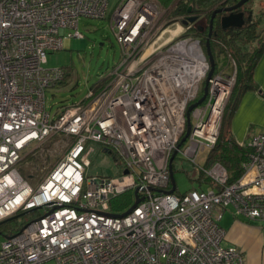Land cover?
Wrapping results in <instances>:
<instances>
[{
	"label": "built area",
	"instance_id": "built-area-1",
	"mask_svg": "<svg viewBox=\"0 0 264 264\" xmlns=\"http://www.w3.org/2000/svg\"><path fill=\"white\" fill-rule=\"evenodd\" d=\"M155 2L119 1L111 29L120 62L86 100L51 115L46 91L62 80L63 70L43 66L47 53L62 49V29L81 36V18H105L108 0H0V225L41 212L5 237L0 264H244L239 249L223 244L219 221L229 206L236 216L264 221V132L248 144L236 179L220 163H206L198 172L207 190L177 193L175 186L170 192L173 152L186 144L182 154L198 166V153L218 140L233 85L214 69L181 144L187 108L202 96L203 87L197 93L210 64L194 34L150 50L176 18ZM194 46L205 63L201 73L191 70L198 68ZM57 134L69 137L68 149L32 186L17 168L22 152ZM96 143L121 160L120 178L87 174ZM136 189L141 200L131 212L111 210L126 192L132 205Z\"/></svg>",
	"mask_w": 264,
	"mask_h": 264
},
{
	"label": "rangeland",
	"instance_id": "rangeland-1",
	"mask_svg": "<svg viewBox=\"0 0 264 264\" xmlns=\"http://www.w3.org/2000/svg\"><path fill=\"white\" fill-rule=\"evenodd\" d=\"M154 2L156 4L158 3L162 9L166 8L171 11L172 15L175 6H163L157 0H154ZM118 3L119 0H108L107 13L103 19L81 18L78 24V31L81 33V36H67L72 31L62 29L61 34L64 36L62 49L47 53V61L43 66L45 68H62V80L67 76L62 85L52 87L46 91V110L51 115H54L61 107L70 106L71 104L86 100L89 90L102 78L106 77L120 62V48L111 29V17ZM247 5L251 10L249 12L251 19L256 23L255 34L253 35V40L255 39L256 41H254L253 46L249 49L251 52L259 43L257 35L261 36L264 32V0H249ZM179 24V21L170 20L164 31L154 41L152 47L158 48L168 44L166 46L167 48L175 40L182 39L181 36L184 34V28L180 33H176ZM191 38L194 39L193 37ZM229 56L224 51L215 50L214 61L218 74L230 79L233 88L238 82V70L236 69V64ZM66 73H69V75ZM202 85L200 84L197 97L201 94ZM229 97L227 100L225 99V105ZM235 98L236 96L234 94L227 109L223 105L224 121L222 134L225 138L229 137V117ZM69 140L68 136L57 134L51 136L39 145L37 143L31 144L30 147H27L22 152L23 158L17 166L21 175L32 186H37L55 163L64 156L70 143ZM92 147L95 149V152L90 156L91 165L88 168L87 174L89 176L120 178L123 173L121 160L105 152L100 144H92ZM185 147L186 144L180 147V151H178L173 161V177L176 192L185 193L192 189L207 190L209 186L205 183L197 182L196 177L199 174V167H206V158L209 150L206 149L198 153L196 159L197 166L182 154ZM28 174L31 175L29 179L25 177ZM131 193L129 192L127 196L122 195L116 198L113 201V208L111 210L114 212H125L128 210L132 203ZM127 197L128 201L126 202ZM39 214L41 212H29L2 223L0 225V248L6 236L16 233L28 221L37 219ZM233 214V209L229 206L225 210L219 224L227 226L233 220ZM42 264L54 263L48 261Z\"/></svg>",
	"mask_w": 264,
	"mask_h": 264
},
{
	"label": "trees",
	"instance_id": "trees-1",
	"mask_svg": "<svg viewBox=\"0 0 264 264\" xmlns=\"http://www.w3.org/2000/svg\"><path fill=\"white\" fill-rule=\"evenodd\" d=\"M120 1V0H119ZM238 0H178L176 7L172 12V16L176 17L173 21L177 20L178 16H186L187 19L190 16H199L197 19L198 25L203 27L202 31H197L195 23H189L186 27L189 26V30H186L182 36H186L192 32L195 36L201 39V46L205 50V40L208 33V24L211 14L214 9L220 6V4L231 3L234 4ZM191 8V12L189 13L188 10ZM195 13L196 15H192ZM182 22V20H180ZM256 23L254 20L246 21L244 26L240 29H222L220 25V16L217 15L213 21V30L210 38V49L212 52L213 57H215V50L226 52L227 55L233 60L236 64V69L238 70V82L236 86L233 87L232 92L230 94L229 100L226 103L225 107L229 106L231 99L235 94V102L233 104L232 111L229 117V124H228V136L224 137L222 132V125L224 121V111L221 120L220 132L219 137L214 145V147L208 152L206 163L213 164V163H220L223 165L228 173L230 174V180L236 179L242 172L241 163L244 161L246 156L251 151V148L248 144H240L236 142L232 138V134L230 132V118L232 112L234 111L240 95L249 90L255 88V82L252 79V72L256 61L258 60L261 52L264 48V33L261 36L257 35L258 37V45L250 52V48L253 46L255 34V26ZM256 37V36H255ZM256 38V39H257ZM66 72V71H65ZM69 75V73H66ZM67 77V76H66ZM64 80L58 82L56 86L62 85L65 82ZM108 75L102 78L99 82L95 84V87H101L108 81ZM106 80V81H105ZM103 150H107L104 149ZM109 151V150H107ZM106 151V152H107ZM113 155V154H112ZM30 174L26 175L27 179L30 178ZM201 175L198 174L197 182L200 183ZM129 192L123 193L120 196L124 195L127 196ZM119 197V196H118ZM117 197V198H118ZM128 201V197L126 202Z\"/></svg>",
	"mask_w": 264,
	"mask_h": 264
},
{
	"label": "crops",
	"instance_id": "crops-1",
	"mask_svg": "<svg viewBox=\"0 0 264 264\" xmlns=\"http://www.w3.org/2000/svg\"><path fill=\"white\" fill-rule=\"evenodd\" d=\"M157 1L163 6L176 7L178 0ZM179 22L176 33L185 27ZM252 73L255 88L240 95L230 118L232 138L240 144H249L253 137L264 132V48ZM232 219L227 226L220 225L226 231L223 244L239 249L244 264H264V221H248L234 214Z\"/></svg>",
	"mask_w": 264,
	"mask_h": 264
},
{
	"label": "water",
	"instance_id": "water-1",
	"mask_svg": "<svg viewBox=\"0 0 264 264\" xmlns=\"http://www.w3.org/2000/svg\"><path fill=\"white\" fill-rule=\"evenodd\" d=\"M249 0H238L236 3L229 5L227 7L223 6L220 8H216L213 10L211 17L209 19V24H208V33H207V37L205 40V52H206V56L208 58L209 64H210V69L208 71L206 80L204 82V86H203V92H202V96L195 101L194 103L190 104L187 108V112H186V117H187V130L185 132L184 137L181 140V144L185 141L186 137L188 136L189 132H190V123H189V116H190V112L196 108L197 106L201 105L205 100L206 97L208 95V80L211 78L214 69H215V61H214V57L212 55L211 49H210V38H211V34H212V30H213V21L215 19V17L217 15L220 16V25L222 29H240L244 26L246 21H251V16L249 15L247 17V19L245 20V14L243 11H239V9L245 4L247 3ZM225 4V2H223ZM188 12H191V8H189ZM223 13V15H221ZM198 17L197 16H190L188 17L186 20L182 21L183 25H187L188 23H195L197 22ZM196 24V29L197 31H202L203 27L198 25V23ZM180 144V145H181ZM177 153V150H175L170 158V176H171V183H172V189L170 190V192L174 191L175 188V181H174V177H173V171H172V161L175 158V155ZM124 173H127V171L125 170ZM135 196H136V200L135 202L131 205V207L126 211V213L131 212V210L139 203V201L141 199H139L137 197V189L135 190Z\"/></svg>",
	"mask_w": 264,
	"mask_h": 264
},
{
	"label": "bare ground",
	"instance_id": "bare-ground-1",
	"mask_svg": "<svg viewBox=\"0 0 264 264\" xmlns=\"http://www.w3.org/2000/svg\"><path fill=\"white\" fill-rule=\"evenodd\" d=\"M194 50L196 51L197 57H198V68L195 66H191V70H195V72H203V70L205 69V63L203 61V58L200 56L199 50L197 49V47L194 46ZM222 100V92L219 93L217 100L214 104V108L212 110V114H211V119H215L217 117V111H218V105L220 104Z\"/></svg>",
	"mask_w": 264,
	"mask_h": 264
},
{
	"label": "flooded vegetation",
	"instance_id": "flooded-vegetation-1",
	"mask_svg": "<svg viewBox=\"0 0 264 264\" xmlns=\"http://www.w3.org/2000/svg\"><path fill=\"white\" fill-rule=\"evenodd\" d=\"M249 2V1H248ZM248 2L247 3H245L240 9H239V11H243L244 12V14L246 15V19H247V17L250 15V13L249 12H251V10H250V7H247L248 5ZM229 5H232L231 3L229 4V3H225V4H220V6L219 7H217V8H220V7H223V6H225V7H227V6H229ZM192 15H196L195 13H192ZM221 15H223V13L221 14ZM197 17H199L198 15H197ZM245 19V20H246ZM251 20H253V19H251ZM215 68H216V64H215ZM203 87V86H202Z\"/></svg>",
	"mask_w": 264,
	"mask_h": 264
},
{
	"label": "clouds",
	"instance_id": "clouds-1",
	"mask_svg": "<svg viewBox=\"0 0 264 264\" xmlns=\"http://www.w3.org/2000/svg\"><path fill=\"white\" fill-rule=\"evenodd\" d=\"M185 20H186V19H185ZM182 21H183V20H182ZM181 23H182V22H181ZM188 24H189V23H188ZM188 24H187V25H188ZM185 27H186V25H185ZM185 27H184V28H185ZM184 32H185V31H184ZM188 35H191V34L189 33ZM194 35H195V34H194ZM186 36H187V35H186ZM181 37H184V36H181ZM199 39H200V38H199ZM200 40H201V39H200ZM202 50H203V52H204V54H205V56H206V52H205V50H204L203 48H202ZM206 57H207V56H206Z\"/></svg>",
	"mask_w": 264,
	"mask_h": 264
}]
</instances>
